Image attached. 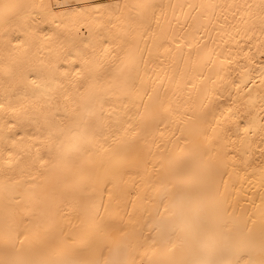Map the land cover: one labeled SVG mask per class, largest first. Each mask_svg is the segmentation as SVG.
I'll list each match as a JSON object with an SVG mask.
<instances>
[{"label": "bare ground", "instance_id": "6f19581e", "mask_svg": "<svg viewBox=\"0 0 264 264\" xmlns=\"http://www.w3.org/2000/svg\"><path fill=\"white\" fill-rule=\"evenodd\" d=\"M0 264H264V0H0Z\"/></svg>", "mask_w": 264, "mask_h": 264}]
</instances>
